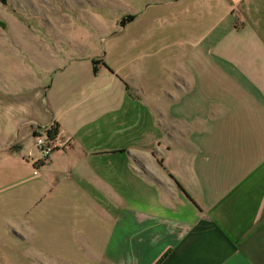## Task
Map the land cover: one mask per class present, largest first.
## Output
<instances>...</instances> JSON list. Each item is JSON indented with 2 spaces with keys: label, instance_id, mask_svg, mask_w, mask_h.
<instances>
[{
  "label": "crops",
  "instance_id": "obj_1",
  "mask_svg": "<svg viewBox=\"0 0 264 264\" xmlns=\"http://www.w3.org/2000/svg\"><path fill=\"white\" fill-rule=\"evenodd\" d=\"M97 4L86 50L0 56L1 263L264 264V0Z\"/></svg>",
  "mask_w": 264,
  "mask_h": 264
},
{
  "label": "rangeland",
  "instance_id": "obj_2",
  "mask_svg": "<svg viewBox=\"0 0 264 264\" xmlns=\"http://www.w3.org/2000/svg\"><path fill=\"white\" fill-rule=\"evenodd\" d=\"M97 3L98 0H0V56L18 60L38 51L86 50L90 46L84 30L98 31L108 19ZM96 45L101 47L100 42ZM25 247L22 251L17 247L10 250L5 264H49L40 252Z\"/></svg>",
  "mask_w": 264,
  "mask_h": 264
},
{
  "label": "built area",
  "instance_id": "obj_3",
  "mask_svg": "<svg viewBox=\"0 0 264 264\" xmlns=\"http://www.w3.org/2000/svg\"><path fill=\"white\" fill-rule=\"evenodd\" d=\"M55 128V122H50L46 125L40 126L39 129H37V131L33 134L34 145L39 151L40 155L39 159L37 160V164L45 162L51 152L59 145L55 134ZM32 173H37L36 165L33 168Z\"/></svg>",
  "mask_w": 264,
  "mask_h": 264
},
{
  "label": "trees",
  "instance_id": "obj_4",
  "mask_svg": "<svg viewBox=\"0 0 264 264\" xmlns=\"http://www.w3.org/2000/svg\"><path fill=\"white\" fill-rule=\"evenodd\" d=\"M93 63H96V61H93ZM126 89L129 91V87L126 85Z\"/></svg>",
  "mask_w": 264,
  "mask_h": 264
}]
</instances>
